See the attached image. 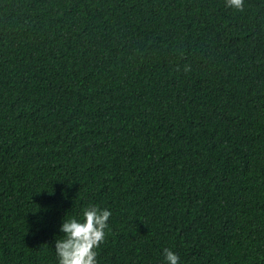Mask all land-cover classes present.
Here are the masks:
<instances>
[{"label": "trees", "instance_id": "obj_1", "mask_svg": "<svg viewBox=\"0 0 264 264\" xmlns=\"http://www.w3.org/2000/svg\"><path fill=\"white\" fill-rule=\"evenodd\" d=\"M264 264V0H0V264Z\"/></svg>", "mask_w": 264, "mask_h": 264}, {"label": "clouds", "instance_id": "obj_2", "mask_svg": "<svg viewBox=\"0 0 264 264\" xmlns=\"http://www.w3.org/2000/svg\"><path fill=\"white\" fill-rule=\"evenodd\" d=\"M225 2L232 9L243 7V0ZM110 215L108 208L91 205L83 210L80 218H62L58 226L62 236L55 239L54 246L57 264H98L97 248L105 239ZM162 254L165 264H179V256L171 249L164 248Z\"/></svg>", "mask_w": 264, "mask_h": 264}]
</instances>
